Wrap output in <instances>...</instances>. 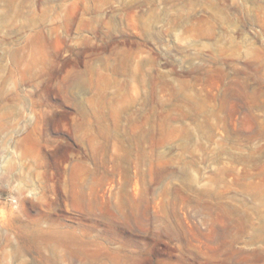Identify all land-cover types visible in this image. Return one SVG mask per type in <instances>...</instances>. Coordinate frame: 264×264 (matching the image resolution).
I'll use <instances>...</instances> for the list:
<instances>
[{"label": "rangeland", "instance_id": "374dc122", "mask_svg": "<svg viewBox=\"0 0 264 264\" xmlns=\"http://www.w3.org/2000/svg\"><path fill=\"white\" fill-rule=\"evenodd\" d=\"M0 264H264V0H0Z\"/></svg>", "mask_w": 264, "mask_h": 264}]
</instances>
